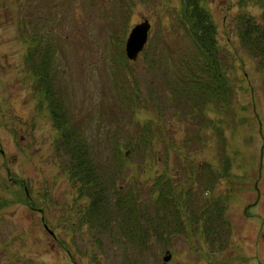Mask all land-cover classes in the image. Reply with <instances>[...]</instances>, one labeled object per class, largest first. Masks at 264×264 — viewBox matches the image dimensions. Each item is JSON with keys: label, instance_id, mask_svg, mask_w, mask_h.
<instances>
[{"label": "rangeland", "instance_id": "obj_1", "mask_svg": "<svg viewBox=\"0 0 264 264\" xmlns=\"http://www.w3.org/2000/svg\"><path fill=\"white\" fill-rule=\"evenodd\" d=\"M202 4L216 23L220 42L239 63L240 80L233 84L244 82L236 95V106L244 110L209 112L212 121L219 120L221 140L212 121L188 109L192 106L183 97L168 100L162 94L176 68L168 60L189 47L188 33L177 23L180 0H0V264H163L167 250L172 255L167 263L264 262V242L255 239L264 232V67L243 49L232 24L243 12L261 19L264 0ZM144 18L151 24L148 44L131 62L124 43ZM115 19L112 38L123 39L116 46L110 40ZM30 36L38 40L39 56L51 52L53 86L60 95L56 98L64 103L54 108L62 109L73 136L86 139L98 164L112 156L113 141L148 137L152 142L142 168L136 167L141 156L131 153L120 171L124 180L119 174L113 175L115 180L130 189L142 181L145 185H138V191L152 208L156 199L149 184L155 179L142 169L149 175L166 173L176 194L191 184L193 208L200 214L206 211L200 219L187 206L180 231L158 230L141 249L131 243H113L109 255L98 249V224L87 215L88 200L64 169L67 158L58 152V130L48 103L45 99L41 104L42 96L34 91L26 61L25 39ZM119 52L125 60L116 62ZM151 56L153 67L145 62ZM148 83L156 90L159 108L148 106L153 111L137 110L132 116L129 107L120 106L119 91L142 101ZM150 117L148 124H139ZM206 162L218 171L229 163V175L217 178L208 191L197 178ZM186 176L195 180L187 183ZM217 208L224 209L223 215L218 216ZM209 213L214 214L215 232L206 236ZM103 225L113 230L105 221ZM108 238L99 237L105 250ZM123 254L139 261L128 262Z\"/></svg>", "mask_w": 264, "mask_h": 264}, {"label": "trees", "instance_id": "obj_2", "mask_svg": "<svg viewBox=\"0 0 264 264\" xmlns=\"http://www.w3.org/2000/svg\"><path fill=\"white\" fill-rule=\"evenodd\" d=\"M180 4L177 23L180 28L182 25L188 33L189 47L184 53L168 60L176 68L173 77L170 80L166 79L162 94L168 100H172L174 95L183 97L182 100L192 106L188 109L192 112L197 111L200 116L205 117L208 123L212 121V118L208 116L211 109L217 115L220 112L224 115H229L230 112L237 113L239 111L240 113L244 109L236 106V95L238 90L244 89V82L241 80L239 84H233V81L240 80L238 77L239 63L231 50L220 42L216 23L211 13L203 7L202 0H180ZM117 22L116 19L113 20V25L110 26V40L114 46L120 45L123 40L120 37L112 38V28ZM233 23L237 26L239 41L243 49L257 58L260 67H264V15H261V19L258 20L256 16H250L243 12L237 14ZM25 40L27 45L26 61L34 75V91L39 97L42 96V99L39 98L41 104L44 105L45 99L48 103L47 107L50 110L51 120L58 130L56 137L58 139L56 146L60 150L58 152L67 158L64 169L68 172L69 180L76 187L78 194L87 198V215L95 224H98L96 235H94V242L98 249L108 255L113 243H131L135 249H141L139 246L144 247L158 230L160 232L180 231L178 227L185 220L187 206L190 207L191 214L200 219V216L206 211L204 208L200 214V211L197 213L198 208H193L194 198L191 195V184H187L184 191L176 194L175 184L172 183L173 179L165 177L166 173L157 175L154 172L153 175H149L145 168L142 169V173L155 179L154 184H149L150 194L156 199L154 201L155 206L152 208L147 201H144L138 191V185L141 187L145 185L142 181L132 183L134 188L130 189L124 181L115 180L113 175L119 174L118 176H121L123 160L132 156L131 153L141 156V162L136 163V167L137 169L142 168L141 164L148 158L146 150L152 142L148 137L130 136L124 138L123 142L113 141L112 156H107L106 160H102L98 164L91 151H88L89 146L86 139L80 135L73 136L67 128V117L62 109L54 108L64 107V103L62 99L60 101L56 98L60 95L54 90V77L51 76V52L44 51L39 56L38 40L33 36ZM144 50L145 48L141 54ZM143 55L146 58L145 54ZM119 59L125 60L121 52L116 55L115 61L117 62ZM145 62L148 66L153 67L156 60L151 56V58L145 59ZM124 68L126 69V66ZM155 91L152 85L148 83L142 101H139L138 98L134 99L124 90L119 91V104L129 107L131 113L134 112L132 116L137 110L140 112H148V109L153 111L151 107L153 109L159 108ZM152 119L150 117L139 124L141 126L148 124ZM212 127L217 131V137L221 140L224 133L223 130L218 131V119H213ZM200 129L202 128L200 127ZM151 136L153 137L152 134ZM228 165L227 162L222 171H218L208 162L201 164L202 168L198 169L201 173L197 178L203 180L205 191H208L209 186L213 185L217 178L229 175ZM122 178L124 180V177ZM134 179L136 180V177ZM194 180V178L186 176L187 183ZM223 210V208L218 210V216L223 215ZM213 215L212 213L207 215L209 220H206L204 224L206 236L210 232H215L211 227L214 221ZM104 221L106 224L112 225L113 230L105 229ZM143 224L146 226H142ZM106 234L109 237L108 250L103 249L105 245L99 241V237ZM123 256L128 262L139 261L138 258H129L124 254Z\"/></svg>", "mask_w": 264, "mask_h": 264}, {"label": "water", "instance_id": "obj_3", "mask_svg": "<svg viewBox=\"0 0 264 264\" xmlns=\"http://www.w3.org/2000/svg\"><path fill=\"white\" fill-rule=\"evenodd\" d=\"M150 23L149 21L144 18L140 23L134 25L132 29L130 30L126 43H125V56L130 61H136L138 58V55L143 51L147 39H148V33L150 30ZM171 258V253L169 250L165 252V256L163 257L164 263L169 261Z\"/></svg>", "mask_w": 264, "mask_h": 264}, {"label": "flooded vegetation", "instance_id": "obj_4", "mask_svg": "<svg viewBox=\"0 0 264 264\" xmlns=\"http://www.w3.org/2000/svg\"><path fill=\"white\" fill-rule=\"evenodd\" d=\"M1 153L4 154L3 151ZM255 239L257 240V243H259L260 241L264 242V232H260L259 234L255 235ZM240 242L244 243L245 241L242 238H240ZM237 247H240L242 249V246L240 244H237ZM248 263L249 262L246 260H236L235 263H224V261L223 262L220 261L218 263H163V264H248ZM256 263L264 264V262H259V260Z\"/></svg>", "mask_w": 264, "mask_h": 264}]
</instances>
